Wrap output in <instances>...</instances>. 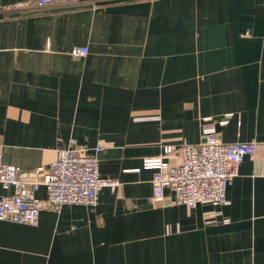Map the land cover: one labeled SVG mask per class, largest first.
I'll return each instance as SVG.
<instances>
[{"label": "crops", "instance_id": "crops-1", "mask_svg": "<svg viewBox=\"0 0 264 264\" xmlns=\"http://www.w3.org/2000/svg\"><path fill=\"white\" fill-rule=\"evenodd\" d=\"M29 1L0 0L4 162L28 171L71 140L104 145L99 173L121 183L58 210L41 187L37 225L0 218V264H264V0ZM228 113L222 140L258 151L226 202L188 207L166 188L151 204L144 159Z\"/></svg>", "mask_w": 264, "mask_h": 264}, {"label": "built area", "instance_id": "built-area-1", "mask_svg": "<svg viewBox=\"0 0 264 264\" xmlns=\"http://www.w3.org/2000/svg\"><path fill=\"white\" fill-rule=\"evenodd\" d=\"M78 0H33L25 6L45 7L53 4H69ZM86 46H76L74 54L85 55ZM232 113L221 121L212 116L202 117L199 143L183 142L180 145L166 144L159 156L145 158L143 168L153 169L152 193L148 200L159 205L166 199L165 190L170 188L175 203L194 207L200 202L221 205L226 202L229 185L239 175L240 164L246 157H253L258 143L252 141L225 142L218 123L225 124ZM104 145L93 149L78 146L75 140L58 151L49 165H40L23 170L17 165L5 163L0 150V218L20 223L37 225L44 202L37 193L41 187L47 190L49 206L58 210L67 204L96 206L104 187L116 189L120 180L102 177L99 173V153ZM179 159V164H172Z\"/></svg>", "mask_w": 264, "mask_h": 264}]
</instances>
